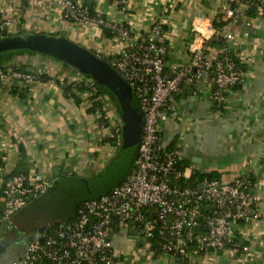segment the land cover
Segmentation results:
<instances>
[{
    "label": "crops",
    "instance_id": "1",
    "mask_svg": "<svg viewBox=\"0 0 264 264\" xmlns=\"http://www.w3.org/2000/svg\"><path fill=\"white\" fill-rule=\"evenodd\" d=\"M215 5L212 1L206 6L202 0L92 1L93 8L102 12L106 20L117 25L126 24L133 33H146L156 20H160L164 27L162 37L168 69L185 67L191 49L196 46H202L209 57L218 55L221 47L204 46L205 40L214 33ZM0 16L9 23L5 36L16 32L22 36L45 33L63 37L100 58L116 55L123 49L122 43L111 41L96 23L65 19L61 0H0ZM261 25L264 19L253 26ZM245 28L234 25L229 28L234 35L232 48L244 56L246 66L239 86L225 90L224 108L218 111L212 107L208 99L211 75L204 72L195 84H182L172 95L173 110L160 125V139L165 146L176 142L185 164L194 165L206 174L215 173L217 178L230 181L250 173L254 190L261 196L258 210L264 216V43L248 34ZM0 65L6 66L5 71L16 65L40 74L29 82L12 79L9 74L2 80L0 187L4 173L14 169L41 173L49 178V183H55L63 178L91 179L110 166L120 147L106 139L111 127L120 123L113 101L106 108L108 122L101 125L99 111L88 110L87 97L82 96L81 101L76 102L63 90L65 83H80L82 79L72 66L32 52L0 55ZM132 163L133 160L115 184L95 196L118 184ZM54 185H49L48 189ZM90 197L94 196L75 198L56 209L54 216L37 220L29 219L34 213L28 208L34 199L31 200L4 222L8 223V228H20L24 221L30 229L24 237L18 236L13 242L6 243L4 236L0 238L3 244L0 264H12L27 243L42 234L38 228L48 224L46 232L51 223L70 219L77 203ZM1 200L0 197V212ZM240 231L250 251L208 254L201 259L202 264H264V225L260 220L250 219L240 226ZM125 241V235L111 238L118 249L125 247ZM148 264L180 263L175 258L163 256Z\"/></svg>",
    "mask_w": 264,
    "mask_h": 264
},
{
    "label": "built area",
    "instance_id": "2",
    "mask_svg": "<svg viewBox=\"0 0 264 264\" xmlns=\"http://www.w3.org/2000/svg\"><path fill=\"white\" fill-rule=\"evenodd\" d=\"M213 1L223 18L231 19L220 30L214 29L213 34L219 35L223 43L218 55L209 57L202 46H196L185 67L168 69L160 20L146 33H133L126 24L106 20L100 11L95 10V15L90 16L84 0H61L65 19L91 21L116 30L110 40L122 43L123 49L107 57V62L121 74L136 97L141 116L140 140L132 167L118 184L81 200L73 217L58 221L50 231L29 241L12 264H148L163 256L178 258L180 264H202L201 259L208 254L251 250L240 235V226L250 219L264 225V216L258 210L261 196L254 190L251 174L230 181L211 178L194 165L184 164L177 143L169 147L162 145L160 139V122L172 113V95L182 84H195L202 73H210L208 99L220 110L226 104L225 90L240 83L245 74L235 57L245 66L246 59L233 50L234 35L229 28L253 26L264 19V0ZM250 8L255 16H244ZM8 25L0 16V37L7 34ZM7 74L28 82L36 79L34 72L12 68L1 73V79ZM80 76V83L89 86L90 94L100 101L104 113L101 125H105L110 104L107 94L98 91L91 77L82 73ZM84 96L89 100L88 94ZM116 126L111 127L109 135L116 137L119 144L118 129L113 132ZM48 187L49 178L37 172L8 178L0 187V224L44 194ZM131 228H136L137 238L130 237ZM116 235L126 236L123 249L111 242Z\"/></svg>",
    "mask_w": 264,
    "mask_h": 264
},
{
    "label": "water",
    "instance_id": "3",
    "mask_svg": "<svg viewBox=\"0 0 264 264\" xmlns=\"http://www.w3.org/2000/svg\"><path fill=\"white\" fill-rule=\"evenodd\" d=\"M92 1L87 0V3L92 5ZM245 31L261 39L264 43V25L248 26L245 28ZM13 52H33L48 55L70 64L80 73L91 77L98 85L104 86L108 90V93L118 102L121 110V142L116 157L118 158L123 153L128 155L127 158H130V162L133 160L140 140L141 116L138 111L135 95L121 74L107 61L74 41L45 33H30L22 36L14 32L10 36L0 37V55ZM162 123L163 121L160 122V125ZM110 166L91 179L63 178L55 183L51 181L49 185L55 184L53 188L48 189L44 194L34 199L31 205L28 206L29 212H34L29 219H47L54 216L55 210L61 209L60 206L62 204L81 197L78 196V193L86 181H94L100 175L108 173ZM95 194L97 193L91 195ZM47 227L48 224L43 225L38 228V232L44 233ZM128 232L130 237H138L136 235V228H131ZM177 260L179 259L177 258Z\"/></svg>",
    "mask_w": 264,
    "mask_h": 264
},
{
    "label": "trees",
    "instance_id": "4",
    "mask_svg": "<svg viewBox=\"0 0 264 264\" xmlns=\"http://www.w3.org/2000/svg\"><path fill=\"white\" fill-rule=\"evenodd\" d=\"M112 1V0H111ZM213 0H202V2L204 3V5L206 6H209L210 3H212ZM256 0H253V2H255ZM85 5L88 6V9H89V15L90 16H93L95 15V9L93 8L92 5H89L87 2H85ZM244 16L246 17H254L255 16V11L253 8H250V9H247L244 11ZM231 21V19H224L223 18V15L220 11H218L217 9H215V12H214V15H213V18H212V27L216 30H220L222 28L223 25L229 23ZM102 27V31L103 33L105 34L106 37H111L113 36L115 33H116V30L114 29H111L110 27L106 26V25H101ZM7 35V34H5ZM222 39L221 37L216 34H213L212 36H210L208 39L205 40L204 42V46H218V47H222ZM14 53V52H13ZM17 53H22V52H17ZM24 53V52H23ZM33 53V52H32ZM13 55V54H11ZM234 57H235V54H234ZM104 60H108V58H102ZM235 60L237 63H239V66H241L242 68L245 69V65H243V63H240V58L239 57H235ZM60 61V60H59ZM64 65H68V66H71L70 64L68 63H65L63 62ZM5 68L6 66H2L0 65V74L3 73L5 71ZM13 70H19V71H25L24 67L22 68V66H16V65H13L12 66ZM74 68V67H73ZM75 69V68H74ZM34 75V78L35 77H40V74H33ZM89 77V76H88ZM98 87V91L100 93H105V94H108L110 96V98L112 99L113 103H114V106L116 108V112L118 115L121 114V110H120V107H119V104L118 102L112 97V95H110L108 93V90L102 86V85H98L97 83H95ZM240 83H236V84H233V85H230L228 87L229 88H235V87H238ZM2 85V79L0 77V86ZM63 90L64 92L73 98L74 101L76 102H79L81 101L82 99V96H84L85 94H88V99L90 100V106L88 108L89 111H93V110H98L99 111V120L100 122L103 121V115L104 113L100 110V101L99 100H95L94 98V95L90 94V89H89V86H86L84 85L83 83H65L64 86H63ZM14 91V89H13ZM16 92V90H15ZM224 95L226 97V92H224ZM212 107L215 109V110H218L214 105H212ZM223 108H221L220 110L218 111H221ZM105 124H107V122H105ZM119 129H118V135H119V138H118V142H121V128H122V124L119 125ZM106 139L113 145H115L117 148L120 146V143L118 144L117 143V138L116 137H111L110 135L106 136ZM172 145H176V142H173L171 143L170 145H168L169 147L172 146ZM184 161V160H183ZM185 164V162H184ZM132 167V165H131ZM130 167V168H131ZM130 170V169H129ZM129 172V171H128ZM20 173H23V174H27L26 171H20V170H17V169H14L12 170L11 172L9 173H4L3 175V181H2V186H3V183L8 179L10 178L11 176L13 175H16V174H20ZM200 177H202L203 174L199 173L198 174ZM209 177L211 178H217V175L215 173H209L207 174ZM108 191V190H107ZM105 191V192H107ZM95 196V195H93ZM0 197H2V189L0 188ZM2 201V200H1ZM3 203V202H2ZM79 202L77 203L76 207L78 206ZM58 222V221H57ZM57 222H53L50 224L49 226V230H51L52 226L55 225ZM4 225V222L1 223L0 225Z\"/></svg>",
    "mask_w": 264,
    "mask_h": 264
},
{
    "label": "rangeland",
    "instance_id": "5",
    "mask_svg": "<svg viewBox=\"0 0 264 264\" xmlns=\"http://www.w3.org/2000/svg\"><path fill=\"white\" fill-rule=\"evenodd\" d=\"M109 102L112 104V99L110 96L107 94ZM116 109V108H115ZM119 117V125L122 124L121 121V116L118 115ZM120 126H116L113 128V132L116 133L114 130L119 129ZM118 133V130H117ZM128 155L121 153V155L117 158H115L114 161H112V164L110 166V169L108 170V173H104L103 175H100L97 179L94 181H86L82 185V189L79 191L78 196H89L94 193H100L102 190H105L107 187L115 184L117 180L121 177L123 173L128 169L130 165V158H127ZM127 159V160H125ZM83 190V191H82ZM19 212V211H18ZM21 227L20 228H8V223H5L4 225L1 226V229L3 231L0 232V238L5 237V241L7 242H13L15 239L19 237H24V234L29 231L30 227L27 223L24 221L21 222ZM6 229V230H5ZM6 231V232H4ZM0 247H3V244L0 242ZM7 247V246H6Z\"/></svg>",
    "mask_w": 264,
    "mask_h": 264
}]
</instances>
